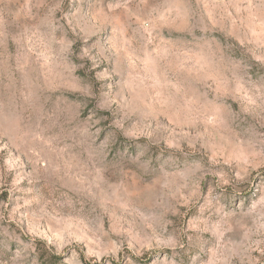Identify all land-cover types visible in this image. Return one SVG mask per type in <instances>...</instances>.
I'll return each mask as SVG.
<instances>
[{"label":"rangeland","instance_id":"1","mask_svg":"<svg viewBox=\"0 0 264 264\" xmlns=\"http://www.w3.org/2000/svg\"><path fill=\"white\" fill-rule=\"evenodd\" d=\"M0 264H264V0H0Z\"/></svg>","mask_w":264,"mask_h":264}]
</instances>
